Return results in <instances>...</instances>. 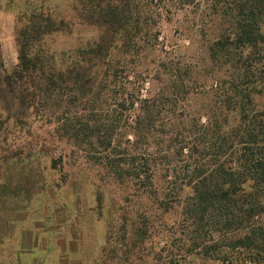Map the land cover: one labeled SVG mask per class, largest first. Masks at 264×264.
<instances>
[{
    "label": "trees",
    "instance_id": "16d2710c",
    "mask_svg": "<svg viewBox=\"0 0 264 264\" xmlns=\"http://www.w3.org/2000/svg\"><path fill=\"white\" fill-rule=\"evenodd\" d=\"M73 1L72 19L34 1L17 16L10 71L0 47L5 119L23 123L34 105L60 111L59 137L129 192L113 226L125 250L150 234L155 264H264V0ZM168 4L205 10L206 59L167 58L147 74L141 49L157 40L150 25ZM74 20L91 36L70 54L50 51L46 37ZM200 64L219 76L183 71Z\"/></svg>",
    "mask_w": 264,
    "mask_h": 264
},
{
    "label": "rangeland",
    "instance_id": "374dc122",
    "mask_svg": "<svg viewBox=\"0 0 264 264\" xmlns=\"http://www.w3.org/2000/svg\"><path fill=\"white\" fill-rule=\"evenodd\" d=\"M26 1L72 19L73 0H0L1 58L7 71L17 62L15 25L17 16L29 4ZM154 3L160 5L159 0ZM204 13L203 9L172 4L161 8L150 25L152 32H158L157 40L148 41L141 49L147 74L154 72V64L167 58L181 63L189 62V58L206 59L203 40L208 33L202 32L200 24ZM74 21L70 33L46 37L50 51L70 54L80 39L91 36V31ZM260 29L264 35V22ZM260 54L262 76L264 45ZM183 71H189L187 76L209 80L220 74L201 64L189 70L184 67ZM261 81L263 86L264 77ZM149 83L145 82V88L152 85V81ZM190 86L192 92L199 87L195 83ZM257 101L264 111V95ZM34 108L17 125L0 111V264H137L138 258L143 264H155L150 234L139 249L130 252L120 244L121 233L113 230L119 209L125 205L127 188L110 180L73 142L59 137V110L37 105ZM7 126L11 127L9 132ZM101 191L106 193L104 197L99 196ZM109 233L111 240H106ZM125 236L130 238L129 234ZM107 245H115L116 252L107 253ZM158 246L164 247L165 239L161 238Z\"/></svg>",
    "mask_w": 264,
    "mask_h": 264
}]
</instances>
